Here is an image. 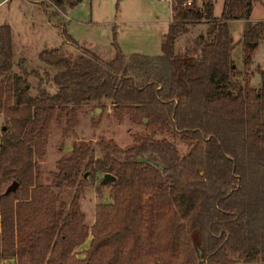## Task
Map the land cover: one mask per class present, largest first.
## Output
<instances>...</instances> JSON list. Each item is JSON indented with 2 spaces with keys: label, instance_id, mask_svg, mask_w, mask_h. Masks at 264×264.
I'll use <instances>...</instances> for the list:
<instances>
[{
  "label": "trees",
  "instance_id": "obj_1",
  "mask_svg": "<svg viewBox=\"0 0 264 264\" xmlns=\"http://www.w3.org/2000/svg\"><path fill=\"white\" fill-rule=\"evenodd\" d=\"M2 1V0H0ZM43 2V0H37ZM66 1L73 6L81 0ZM259 0H170L171 18L161 34V53H126L116 41L108 60L79 44L75 56L61 47L38 54L44 74L15 58L9 24H0V261L6 264H264V74L255 88L233 91L230 20L242 19L238 42L247 61L264 34V18L251 20ZM206 20L199 42L176 51L187 23ZM62 27V26H61ZM39 77L31 95L13 64ZM111 98L121 121L178 134L188 144L181 154L167 137L134 133L120 146L113 139L75 140L60 156L49 183L40 181L53 121L66 129L90 100ZM90 172L86 177L84 173ZM114 179L111 201L95 206L89 226L80 207L82 189L98 173ZM16 180L15 191L5 192ZM73 189L69 200L63 188ZM90 236L84 255L77 247ZM202 249L197 254L194 240Z\"/></svg>",
  "mask_w": 264,
  "mask_h": 264
},
{
  "label": "rangeland",
  "instance_id": "obj_2",
  "mask_svg": "<svg viewBox=\"0 0 264 264\" xmlns=\"http://www.w3.org/2000/svg\"><path fill=\"white\" fill-rule=\"evenodd\" d=\"M223 0H214V15L221 13ZM171 7L168 0H81L73 6L66 1L60 4L54 0H5L0 2V24H9L12 31V43L15 58L24 56L27 68H37L44 74L45 67L38 59L44 48L61 47L68 56L77 53V47L66 40L62 31L66 32L79 44L90 48L102 58L108 60L114 56L113 26L116 29V41L126 53L139 52L145 54L161 53V34L168 28ZM264 18V0L255 3L250 19ZM230 29L236 43L231 57L236 71L231 74V89L235 92L246 84L259 87L261 74H264V34L258 40L256 49L246 61V50L238 42L243 29L242 19H232ZM62 26V27H61ZM208 21L199 20L187 23V30L180 33L175 44L176 51H183L188 46L199 42V36L205 35ZM12 72L21 75L31 95L39 93V77L34 74L25 75L13 64ZM46 82L42 85L54 90L50 76L44 74ZM0 126L5 128L10 123L0 113ZM153 133L155 137H167L173 141L181 154L188 150V144L178 134L159 132L154 126L141 122H133L127 115L119 121L113 112L111 98L103 97L101 101L90 100L83 104L78 112V123L73 129H66L65 120L53 121L50 128L44 160L40 162V181L49 183L52 171L56 169V161L62 155L69 154L75 140L100 137L113 139L120 146L133 142L134 133ZM86 172V171H85ZM89 175L90 172H87ZM98 173L93 183H88L81 191L80 207L85 215V222L91 226L94 222L95 206L99 202H109V185L103 184ZM88 177V176H87ZM11 182L8 183V185ZM4 185L0 181V187ZM73 189L63 188L61 198L69 200ZM90 236L77 247L79 256L89 245Z\"/></svg>",
  "mask_w": 264,
  "mask_h": 264
},
{
  "label": "water",
  "instance_id": "obj_3",
  "mask_svg": "<svg viewBox=\"0 0 264 264\" xmlns=\"http://www.w3.org/2000/svg\"><path fill=\"white\" fill-rule=\"evenodd\" d=\"M87 174H88V173L85 172V173H84V176L86 177ZM103 177H104L105 179H114V178H115L114 175H112V174H110V173H108V172L104 173V174H103ZM17 187H18V182H17L16 180H14V181H12V182L6 187L5 192L8 193V192H10V191H15V190L17 189ZM194 245H195V248H196V250H197V254L201 257L203 251H202V249L200 248V246L198 245V242H197L196 239L194 240ZM201 258H202V257H201Z\"/></svg>",
  "mask_w": 264,
  "mask_h": 264
},
{
  "label": "built area",
  "instance_id": "obj_4",
  "mask_svg": "<svg viewBox=\"0 0 264 264\" xmlns=\"http://www.w3.org/2000/svg\"><path fill=\"white\" fill-rule=\"evenodd\" d=\"M169 3H170V0H169ZM0 264H6L5 261H0Z\"/></svg>",
  "mask_w": 264,
  "mask_h": 264
},
{
  "label": "crops",
  "instance_id": "obj_5",
  "mask_svg": "<svg viewBox=\"0 0 264 264\" xmlns=\"http://www.w3.org/2000/svg\"><path fill=\"white\" fill-rule=\"evenodd\" d=\"M2 1H5V0H2ZM2 1H0V2H2ZM168 3H169V0H168ZM70 7V6H69ZM216 16H218V15H216ZM171 18V17H170ZM170 21V20H169ZM231 21V20H230ZM88 48V47H87ZM90 49V48H89ZM95 52V51H94ZM96 53V52H95ZM99 55V54H98ZM100 56V55H99Z\"/></svg>",
  "mask_w": 264,
  "mask_h": 264
}]
</instances>
